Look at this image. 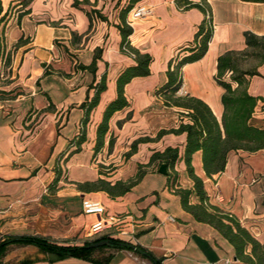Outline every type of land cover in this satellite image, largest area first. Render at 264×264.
I'll list each match as a JSON object with an SVG mask.
<instances>
[{
    "label": "crops",
    "instance_id": "obj_1",
    "mask_svg": "<svg viewBox=\"0 0 264 264\" xmlns=\"http://www.w3.org/2000/svg\"><path fill=\"white\" fill-rule=\"evenodd\" d=\"M1 0L0 14V238L38 236L51 242L81 245L98 217L82 213L81 201H99L105 214L120 221L108 235L137 244L161 264H242L234 260L232 247L210 226L195 222L182 210L179 198L166 186V177L147 172L120 197L102 191L87 192L81 186L104 177L91 162L95 129L105 105L115 97V79L134 60L121 52L118 12L126 0ZM213 33L207 52L185 65L179 95L205 102L218 120L222 113L217 85L216 60L230 50H243L244 32L264 37V2L208 0ZM151 14L132 20L130 45L152 57L147 77L125 86L129 108L109 121L115 139L112 151L105 145L95 159L116 167L107 180L127 177L131 164H145L152 151L178 147L182 154L185 135L165 134L159 140L138 144L122 170L120 153L128 152L139 138H154L158 131L175 129L179 109L166 108L154 91L166 82L167 63L193 41L204 16L197 9L179 10L174 0H140ZM26 11V13H24ZM94 62V71L88 67ZM259 76L250 77L247 91L264 99V64ZM105 75V90L86 124L87 141L78 150L69 144L79 134L84 110L81 104L94 95ZM131 112L120 128L117 122ZM251 122L264 128V100L258 101ZM128 140V141H126ZM125 141L123 149L121 143ZM68 170L66 182L51 188L58 156ZM93 158V159H94ZM195 174L203 180L209 203L234 216L260 243H264V150L233 151L225 170L206 178L200 152L192 156ZM177 184L191 189L183 161L175 165ZM133 174V173H132ZM195 203V198L191 199ZM172 217L174 222H170ZM29 248V249H27ZM41 259L30 264H92L78 258ZM21 259V258H20ZM19 260V259H17ZM108 264H152L129 250L114 252Z\"/></svg>",
    "mask_w": 264,
    "mask_h": 264
},
{
    "label": "trees",
    "instance_id": "obj_2",
    "mask_svg": "<svg viewBox=\"0 0 264 264\" xmlns=\"http://www.w3.org/2000/svg\"><path fill=\"white\" fill-rule=\"evenodd\" d=\"M31 1L22 0L21 4L27 5ZM139 1L126 0L118 12L119 23L116 27L121 38L120 50L130 56L135 64L124 68L115 79V97L105 105L95 129L93 154L101 151L106 138L108 152L113 148L114 138L109 135L108 125L115 113L129 108V102L124 93L125 86L135 78L147 77L150 74L149 65L152 57L148 53H142L133 48L128 41L132 29L127 25L125 18ZM242 1L264 2V0ZM174 4L181 11L197 9L204 16L194 34L193 41L180 48L167 63L166 82L154 91V95L162 101L164 107L179 109V123L175 129L158 131L152 139L139 138L133 141L127 154L129 156L134 154L138 144L157 141L165 134H184L182 154H179L178 147L170 146L162 151H152L145 164L138 163L133 177L113 183L98 179L94 183H86L81 187L87 192L102 191L111 197H120L141 181L147 173L143 169L156 166L157 171L161 165H165L166 186L178 196L182 210L190 214L195 222L213 228L232 247L237 261L242 264H264V243L258 242L234 216L209 203L203 180L195 174L192 166L193 154L200 152L202 170L206 178H211L225 170L227 156L230 152L255 153L264 150V128L257 127L251 122L258 101L264 99L252 96L247 91L249 78L259 76L257 68L264 64V37L244 32L245 47L243 50H230L217 57L215 81L223 90L220 99L222 113L218 120L210 107L201 99L187 94L179 95L183 84L182 68L203 58L212 37V12L208 0H174ZM1 11L0 0V14ZM250 59L258 60V66L243 69L241 64H246ZM88 68L94 71V62ZM105 82V75H102L95 85L92 98H87L80 106L84 110V118L81 120L79 134L69 143L75 146L74 151L87 141L85 126L90 113L99 103L100 94L106 88ZM131 115V112H128L123 120L117 122V127L120 128L123 123L130 120ZM178 161H183L185 165L186 174L192 182L191 189H183L177 184L178 175L175 165ZM55 170V177L51 183L53 189L60 181L59 170ZM192 198H195V203H192ZM100 241H106L107 244L103 247H89ZM12 245L34 247L42 259L61 260L72 257L92 264H108L114 252L129 250L137 257L149 260L152 264H161L160 259L155 258L143 247L108 234L85 241L81 245H61L38 236H7L0 238V264H4L3 259ZM39 259L41 258L37 254L28 253L11 264H30Z\"/></svg>",
    "mask_w": 264,
    "mask_h": 264
},
{
    "label": "rangeland",
    "instance_id": "obj_3",
    "mask_svg": "<svg viewBox=\"0 0 264 264\" xmlns=\"http://www.w3.org/2000/svg\"><path fill=\"white\" fill-rule=\"evenodd\" d=\"M258 63H259L258 60H256V59H250L246 64H243L242 63L241 64V67L243 69H248L249 67H254L255 68V67L258 66ZM126 141H128V140H126ZM114 143H115V139H114ZM121 146H122L123 149L125 148V146H126L125 141L123 143H121ZM128 148L130 149V145L128 146ZM127 153L128 152H123V150L120 153V158H119L118 164H121L122 170L128 164L127 162L129 160V157L130 156ZM65 155H66V152L60 154L58 156V159H57V163H58L57 170H59L60 180L62 182H66L67 179H68V170L66 168L65 162H63V158L65 157ZM94 157H95V154H92L91 162H93L97 166V173L99 175L103 176L104 177L103 179H106L107 177H109L111 175V173L115 172L116 167H113L112 166L113 165L112 163L106 164V165H102V164L98 163L97 162L98 159L97 158L95 159ZM137 165H138L137 163L136 164H133L132 163L131 164L132 169L130 170V172L124 174V177H127V179L133 177L134 174H135V172H136V170H137ZM143 171H146V172H153V171H155V172H157L156 171V166L155 167H150L148 169H143ZM26 247L27 246H25V247H22V246H14V245L10 246L8 248V252H7L6 256L3 259L4 264H11L14 261H16L17 259L23 258L24 255H26L28 253H32V252H30V250H27L29 248L26 249Z\"/></svg>",
    "mask_w": 264,
    "mask_h": 264
},
{
    "label": "built area",
    "instance_id": "obj_4",
    "mask_svg": "<svg viewBox=\"0 0 264 264\" xmlns=\"http://www.w3.org/2000/svg\"><path fill=\"white\" fill-rule=\"evenodd\" d=\"M129 14L132 20L143 19L151 14L150 8L145 5H138L133 7ZM127 25L131 27V22L127 21ZM126 51V50H125ZM82 213L85 215H94L98 217L95 223H93L87 233L88 239L92 240L103 235H107V231L112 229L120 219L115 215H106L105 208L99 201H94L90 199H83L81 201ZM170 222H174L172 217H168ZM228 263V262H227ZM226 263V264H227Z\"/></svg>",
    "mask_w": 264,
    "mask_h": 264
},
{
    "label": "water",
    "instance_id": "obj_5",
    "mask_svg": "<svg viewBox=\"0 0 264 264\" xmlns=\"http://www.w3.org/2000/svg\"><path fill=\"white\" fill-rule=\"evenodd\" d=\"M157 172H158L159 174H161V175H166V167H165V165H161V166L159 167V169L157 170ZM106 244H107L106 241H100V242H97V243H94V244L90 245L89 247H90V248L103 247V246H105ZM234 260H236V258H234Z\"/></svg>",
    "mask_w": 264,
    "mask_h": 264
}]
</instances>
